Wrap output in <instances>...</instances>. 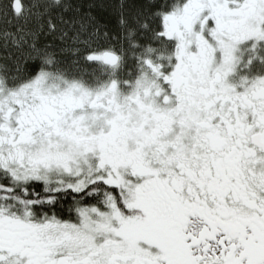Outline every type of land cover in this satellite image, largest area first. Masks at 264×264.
<instances>
[{
    "label": "snow or ice",
    "instance_id": "obj_1",
    "mask_svg": "<svg viewBox=\"0 0 264 264\" xmlns=\"http://www.w3.org/2000/svg\"><path fill=\"white\" fill-rule=\"evenodd\" d=\"M0 264H264V0H3Z\"/></svg>",
    "mask_w": 264,
    "mask_h": 264
},
{
    "label": "trees",
    "instance_id": "obj_2",
    "mask_svg": "<svg viewBox=\"0 0 264 264\" xmlns=\"http://www.w3.org/2000/svg\"><path fill=\"white\" fill-rule=\"evenodd\" d=\"M105 2H106V0H95V3H97V4H103ZM95 11H96V14L98 16H103L104 15V12L100 8H97ZM113 23H114V20H113Z\"/></svg>",
    "mask_w": 264,
    "mask_h": 264
},
{
    "label": "rangeland",
    "instance_id": "obj_3",
    "mask_svg": "<svg viewBox=\"0 0 264 264\" xmlns=\"http://www.w3.org/2000/svg\"><path fill=\"white\" fill-rule=\"evenodd\" d=\"M3 2V0H0V3H2Z\"/></svg>",
    "mask_w": 264,
    "mask_h": 264
}]
</instances>
